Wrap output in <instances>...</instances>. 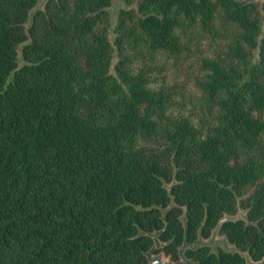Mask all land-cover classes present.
Instances as JSON below:
<instances>
[{
	"label": "trees",
	"instance_id": "16d2710c",
	"mask_svg": "<svg viewBox=\"0 0 264 264\" xmlns=\"http://www.w3.org/2000/svg\"><path fill=\"white\" fill-rule=\"evenodd\" d=\"M36 2L0 0V264H147L155 230L177 261L218 223L238 250L179 264H264V0H124L112 39L111 0Z\"/></svg>",
	"mask_w": 264,
	"mask_h": 264
},
{
	"label": "water",
	"instance_id": "95a60500",
	"mask_svg": "<svg viewBox=\"0 0 264 264\" xmlns=\"http://www.w3.org/2000/svg\"><path fill=\"white\" fill-rule=\"evenodd\" d=\"M258 1H261V0H258ZM43 6H44V4H43ZM38 8H40V7H38ZM36 9L37 8H35L34 10H30L29 21L26 24L27 26L30 25V23H31L30 20L32 18V14L34 13V11ZM20 52H21V48H20ZM20 58L22 60L21 54H20ZM167 187L169 188L170 185H167ZM172 204H173V200H171L170 204L167 207L162 209V212H163V216L162 217H163L164 220H165V217H166V210ZM243 213H244L243 210L239 209L237 214H235L233 216H227L226 215L223 218H227V217H233V218L244 217ZM181 218L184 220V216L183 215L181 216ZM218 229H219V223L216 225L215 228H213L210 236L208 238H206V239H203V237L201 236V233H200V229H199L197 238L195 240H193L192 242H189L186 239V236H184L183 242L178 248L180 259L177 260V261H172L169 257L164 256L163 253H161V252L154 253L155 248L159 247L163 243L158 238V233L160 232V230H155L153 232H148V234L153 238V244L147 251H145V254H146L147 259H148V263L147 264H179V263H188V262H190L193 259L187 258L185 256V254H184L185 248L186 247L197 248L198 245H209L211 247L212 251L216 250V246L217 245H220L225 251L238 250V248L234 244H230L229 243V241H228V239L226 238L225 235L223 237H221L220 239H215L214 238L215 234L218 232ZM243 255L247 258V262H251L249 260V257H248L247 253H243ZM254 264H261V261L254 262Z\"/></svg>",
	"mask_w": 264,
	"mask_h": 264
},
{
	"label": "rangeland",
	"instance_id": "374dc122",
	"mask_svg": "<svg viewBox=\"0 0 264 264\" xmlns=\"http://www.w3.org/2000/svg\"><path fill=\"white\" fill-rule=\"evenodd\" d=\"M44 2H45V0H37L35 6L31 10H34L35 8H38V7H42ZM123 6H125L124 0H111V4L108 6V11H109V14H110V24H109V37H110V39H112V37H113V26H114V22H115V19H116V14H117L119 8L123 7ZM28 21L29 20H27L26 24L28 23ZM20 48H21V45L18 46V53H19L18 54V62L19 63L22 62V60L20 58ZM223 236H224L223 234L217 232L215 234L214 238L215 239H220Z\"/></svg>",
	"mask_w": 264,
	"mask_h": 264
}]
</instances>
